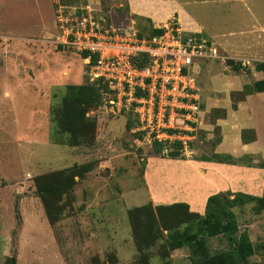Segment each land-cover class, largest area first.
Here are the masks:
<instances>
[{
  "label": "rangeland",
  "instance_id": "1",
  "mask_svg": "<svg viewBox=\"0 0 264 264\" xmlns=\"http://www.w3.org/2000/svg\"><path fill=\"white\" fill-rule=\"evenodd\" d=\"M87 1L64 7V15L67 12H75L76 15L71 16L73 20L63 17L62 24L55 21L57 12H53L54 16L50 13L44 23L39 20L41 15L32 11L29 17L39 21L31 19L30 23H26L25 16L14 11L15 8L2 6L5 15L0 16L6 19L1 25L13 28L10 33L23 36L27 32L26 27L41 33L34 41L22 37L9 40L0 36V264L8 255L16 256V264H91L94 257L98 259V264H110L109 254L115 255L113 264H139V253L130 234L126 207L139 205L150 196L153 204L185 201L192 209L202 211L204 200L216 186L212 180L202 178L201 184L197 181L199 176L195 169L201 162L193 159L196 153L208 156L217 152L230 156L232 160L264 161V114L260 113L262 121L258 119L259 123L256 124L255 113L248 110L249 106L239 109L237 103L234 107L232 93L240 86L231 83L239 81L240 85L248 84L264 78V72L254 68L256 62L262 61L259 57L264 59V0H182L188 2L183 7H188L189 14L202 26V39L208 40L216 55L215 58L197 60L192 67L197 80L194 87L199 91L197 98L199 101L210 99L211 102L198 114L204 131L197 132L199 128H196V132L195 129L190 132V125L180 124L181 131H187L191 137L187 138L182 133L184 142L187 139L192 141L195 133L201 135V139L190 145V148L196 149V153L186 147L188 150L183 148L184 159L161 157L159 154L155 156L150 144L152 138L147 132H144L141 140L134 138L130 132H126L122 119L118 117L98 122L97 138L91 145L72 148L60 142V134L50 118L51 108L58 106L68 84L92 79L87 74L91 67L84 64L86 59H82L70 46L58 45L60 28L64 35L69 33L71 22L77 25L79 15L88 18L82 12V9H88L91 20L98 24L101 32L103 28L106 32L113 30V33H117L118 44L123 45L130 29L127 28L128 24L135 29L136 36L139 28L146 25L144 20H140L143 18L129 14L127 5H120L122 0H103L102 4L95 0ZM57 4L55 2L52 7L53 11L55 7H62H57ZM84 4L92 10L84 8ZM7 8L12 12H7ZM46 8L44 10H48ZM168 12L169 9L163 4L162 14L156 19L164 22L153 23L165 27L168 16L177 22V15H168ZM136 19H139V24ZM177 27L181 32H186L185 26ZM118 29L125 31L118 34ZM113 33L101 35L110 38ZM189 33L195 37L194 33L197 32ZM92 34L101 38L99 32L92 30ZM131 34L134 36L132 29ZM77 35L85 39L84 36L89 33L78 29ZM88 40H92V37ZM228 60L237 64L241 62V66L248 70L242 68L236 71L230 63L225 62ZM233 76L235 78L227 81ZM203 89L208 94L201 93ZM124 92L127 94V91ZM117 106L119 108V104ZM231 108L236 110L228 117L225 113L230 112ZM108 110H112L111 105ZM222 114L227 116L225 120H221ZM175 121L171 123L179 125ZM257 125L259 128H255ZM243 126L253 128L247 136L254 137L250 144L244 145L243 138L238 135V127ZM158 136L167 137V134ZM95 157L102 159L94 172L96 181L78 183L69 215L54 224L48 223L41 206L33 197L32 188L28 186L30 177L42 169L66 167L74 161ZM226 171L228 173H223L221 179L228 180L232 189L260 193L263 169L227 168ZM83 186L91 196H87L89 199L84 209L77 210L82 202ZM199 201H202L201 206L191 205ZM248 205H251L250 202ZM246 211L240 217V227L247 229L254 249L248 264H264V211L260 214ZM207 244L211 253L228 247L223 236L208 238ZM154 251L155 248H152L151 252ZM188 253V248L175 249L170 252L169 258L173 264H190ZM150 263L161 264V260L154 255Z\"/></svg>",
  "mask_w": 264,
  "mask_h": 264
},
{
  "label": "trees",
  "instance_id": "2",
  "mask_svg": "<svg viewBox=\"0 0 264 264\" xmlns=\"http://www.w3.org/2000/svg\"><path fill=\"white\" fill-rule=\"evenodd\" d=\"M101 2L103 3V0ZM135 18H143L140 20L146 22V25L139 28L138 38L150 40L163 34L164 28L156 27L150 18L138 16H135ZM136 20L139 24V19ZM183 36H190V33L185 32ZM194 36L197 38L203 37L201 33H194ZM81 56L84 57V53ZM200 59L202 58H195L189 70H187L195 79V85L197 80L192 67ZM130 61L133 66L143 68L148 64V56L141 53L138 56L131 57ZM225 62L230 63L236 71L242 68L248 70L247 67L241 66V62L238 64L232 60ZM254 68L256 71L264 72V61L256 62ZM196 90L193 89L192 92H197ZM259 92H264V78L244 84L241 91L233 92V106L235 107L237 102L247 95ZM115 93L114 88L109 87L108 80L103 81L101 78L95 79L93 82L87 80L84 83L68 84L58 106L51 108L50 111V118L55 124L57 133L60 134V142L66 143L67 146L72 148L91 145L97 138L98 122L100 120L103 122L111 121L116 117L122 119L127 133L130 132L134 138L139 140L143 139L145 131L132 133L133 129L139 124L134 111L135 102L128 104L124 101L125 104L118 111L115 109L108 110L111 105L110 100L116 98ZM135 95L140 96L143 93L136 91ZM237 95L241 97H236ZM192 101L195 102V100ZM199 108L200 111L203 108L200 102ZM250 131H253V128L242 129L244 142L254 139V137H247ZM167 132H173V130L167 129ZM181 133L185 134L186 132L181 131ZM150 136L152 138L150 140L152 153L155 156L159 154L161 157L186 158L183 155V142L181 140H159L156 138L155 132H151ZM190 145L191 143H189ZM223 155L217 152H213L212 155L208 156L195 154L193 159L261 168L264 171L263 160L245 162L242 159L241 161L232 160L230 156ZM101 160V158L96 157L88 160H78L66 167L50 170L48 168L46 170L42 169L30 177L28 186L32 188L33 197L41 206L48 223L54 224L65 215L66 217L69 215V208L75 199L74 193L78 183L88 180L95 182L94 172L99 168ZM115 172L117 173V170ZM262 177L263 183L259 194L239 189L232 191L229 185V188L207 196L202 211L192 209L185 201L153 204L149 195L148 200L139 205L123 206L126 207V218L130 234L139 253L138 263L151 264L150 259L157 255L161 260V264H173V261L169 258L170 252L175 249L188 248L187 257L190 264H248V258L253 254L254 249L247 229L240 227L242 223L240 217L245 215V210L253 214H260L264 211V172ZM81 194L82 202L77 210L84 209L89 199L87 196H91L84 186L81 189ZM113 196L116 195L113 194ZM248 202H250V206ZM214 236H223L227 241V249L211 253L207 239ZM152 248H155L154 252H151ZM16 260L15 255H8L2 264H16ZM108 260L110 264H113L116 261L115 255L109 254ZM91 264H98V259L94 257Z\"/></svg>",
  "mask_w": 264,
  "mask_h": 264
},
{
  "label": "built area",
  "instance_id": "3",
  "mask_svg": "<svg viewBox=\"0 0 264 264\" xmlns=\"http://www.w3.org/2000/svg\"><path fill=\"white\" fill-rule=\"evenodd\" d=\"M83 10L88 18L79 15L77 25L71 22L69 33H65L71 36L64 42L73 49L86 53V61L90 62L88 68L91 67L90 72L87 70V74L92 78L89 82L98 78L103 81L108 80L109 87L114 88L116 92V101L113 100L114 102L111 103L112 109L118 111L125 104L124 101L128 104L136 103L134 111L139 124L133 131H146L148 136L151 132H155L159 140L179 139L185 145L189 139L183 141L180 124L190 125L191 130L187 129L188 127L184 129L191 132L194 130L192 123L197 121L200 111L199 98L196 96L198 92H192L193 89L196 90L194 78L187 70L195 58L216 56L207 40L193 36L184 37L174 24V18L171 17L163 27V34L150 40L138 38L132 25H128L127 28L130 29L121 45L118 44L117 33H113V30L106 32L105 28L101 32L97 27L98 24L91 20L88 9V12ZM56 12L59 24L64 23L63 17L73 20L71 16L76 15L75 12H67V15H64L66 13L64 6ZM78 29L81 32H88L89 35H85V39H82L77 35ZM131 29L134 31V36L131 34ZM92 30L94 33L99 32L101 38H96ZM118 31V34H121L125 30L118 29ZM103 33H113V36L104 38L101 35ZM91 37L92 40H88ZM141 53L147 54L148 64L143 68H137L130 60L131 57ZM136 91H140L143 95L136 96ZM172 120H176L179 125H173ZM167 129H172L173 132H167ZM163 133L167 134V137L158 136ZM185 136L190 138L187 134Z\"/></svg>",
  "mask_w": 264,
  "mask_h": 264
},
{
  "label": "crops",
  "instance_id": "4",
  "mask_svg": "<svg viewBox=\"0 0 264 264\" xmlns=\"http://www.w3.org/2000/svg\"><path fill=\"white\" fill-rule=\"evenodd\" d=\"M80 1L82 2V0H57V1L56 0L55 1L54 0H0V15H5V12L2 11V6H7V7L10 6V7L15 8V9H13V8L12 9L14 11H16L18 14L20 13V15L25 16L24 21H26V23H30L32 20H34V18L29 17L30 14L32 13V11L36 12V14H40L41 16H40L39 20L45 23V20L47 18H49L48 16H50V13L53 16L55 14V13H53V12H55V11H53L54 9L52 10V7L54 8L55 2H56V4L58 3L57 7H59V6L67 7V6L76 5V3H80ZM89 1L92 2V0H89ZM95 1L96 2L98 1L101 3V0H95ZM122 1H123V3H120V5L121 6L122 5L124 6V4L127 5L129 10L128 9H126V10L129 11L130 15L135 14L139 17H147V18H150L152 22H158V23L164 22V21L161 22V21L156 19L157 17H159L162 14V6L164 4L165 8L169 9L168 15L176 14L177 15V17H176L177 22L176 23L182 28H183V26H185L186 32H188V33L191 31L197 32V33L201 32L202 26L195 20V18H193L191 16V14H189V12L186 9L188 7H186V8L183 7V5L188 4L187 1H185V2L182 0H122ZM203 1L207 2L208 0H203ZM216 1H219V0H216ZM230 1H235V0H222L219 2H230ZM194 2H195V0H194ZM211 2H215V1L211 0ZM87 3H88V1H87ZM81 4H83V3H81ZM87 6L88 5H85L86 8H90L92 10L91 7H87ZM46 7H48V10L50 9V12H48V10H44V8H46ZM6 11L12 12V10L9 8H7ZM20 15H17V16H20ZM169 18H171V17H169ZM5 19H6V17L0 16V36L2 35L3 37H5L7 39H15V38L22 37L23 39L31 40V41L37 40L38 37L40 36L41 31L30 30L31 27L25 28V30L27 32L23 36H21L20 34H12V33H10V31H13V28H11L7 25H1V22ZM168 19H166V21H168ZM39 20H36V21L34 20V21L38 22ZM6 21H8V20H6ZM55 21L57 22L56 14H55ZM29 31H33V32L29 33ZM205 37H206V35H205ZM254 57H255V59H257V56H254ZM262 57H264V56H262ZM259 60L264 61V59L260 58V57H259ZM193 70H194V68H193ZM233 78H235V77L234 76L229 77V78H227V81L229 79H233ZM233 82H234V84L237 83V87L240 86L239 87L240 89L237 91H241L244 84L240 85L239 81L238 82L232 81L231 83L233 84ZM197 92H199V91H197ZM219 92H220V90H219ZM225 92L227 93V90ZM201 93H207V91L205 89H203L201 91ZM216 93L219 94L218 92H216ZM219 95H221V94H219ZM213 97H215V96H213ZM203 101H205V103H203ZM209 101H210V99L199 101L202 103V105H204L202 109L205 108V105H208L209 103H211ZM237 103H238L237 107L239 109H242L244 107L249 106L248 110H251L255 113L256 124L259 123L258 119L260 120V122L262 121L259 118V116H260V113L264 114V92L249 94L245 98H243L242 100L238 101ZM233 110L235 111L236 109L231 108L230 112H226L225 114H227L228 117L229 116L231 117ZM225 114L221 115V117H220V118H222L221 120H225V118L227 117ZM197 119L198 120H197L196 126L199 129L201 128L200 130L204 131L200 116L199 117L197 116ZM260 126H261V124H260ZM244 127L245 126H243V128L242 127L241 128L244 129ZM241 128L238 127V131H240V133L238 135H240V138L242 137V129ZM255 128H259V126L257 125V127L255 126ZM229 131H230V129L228 130V133H230ZM256 132H258V131L256 130ZM228 133H226V134H228ZM199 138L201 139V135L200 136L198 135V139ZM250 143H252V141L244 142V145L250 144ZM193 151L195 153L197 152L196 149H194ZM197 161L201 162V164L198 168L195 169L197 172L196 174L199 176V178H196V179L199 183L202 182L203 179L205 181L212 180L211 181L212 184H214L216 186L213 189L212 194L217 192V191H221V190H225L226 188H229L228 187L229 181L226 179L225 180L221 179L223 173H226V174L228 173L226 171L227 168H240L243 170H249V169L250 170H262L261 168H253V167H247V166H244V167H246V168H244V167H239L240 165L225 164V163H219V162H214V161H205V160H201V161L197 160ZM230 189L232 191L235 190L232 188H230ZM191 205H194V206L195 205H202V201H199L197 204L192 202Z\"/></svg>",
  "mask_w": 264,
  "mask_h": 264
},
{
  "label": "clouds",
  "instance_id": "5",
  "mask_svg": "<svg viewBox=\"0 0 264 264\" xmlns=\"http://www.w3.org/2000/svg\"><path fill=\"white\" fill-rule=\"evenodd\" d=\"M84 7V6H83ZM174 24L177 26L178 24L176 23V22H174ZM128 25H130V24H128ZM156 26V25H155ZM157 27V26H156ZM60 30H61V32H60V34H59V36L62 38H57V43L58 44H63V45H67L68 47L70 46L69 44H67V43H65L64 41L66 40V41H68V39L70 38V36L71 35H64V33H63V31H62V29L60 28ZM182 33V35H183V32H181ZM63 35V36H62ZM201 38H203V37H201ZM71 47V46H70ZM72 48V47H71ZM73 49V48H72ZM74 51H76L77 53H79L80 55H82L84 52L83 51H78V50H76V49H73ZM216 57V56H215ZM215 57H205V58H215ZM81 58L82 59H86V53H84V57H82L81 56ZM201 58H203V57H201ZM85 66H87V67H89V65H90V62H87L86 60H85ZM198 120V119H197ZM196 123H197V121L196 122H194V124H192V126L194 127V129H195V132H196V128H198L197 126H196ZM200 129H197V132L199 131ZM193 131V130H192ZM191 131V132H192ZM186 133L185 134H187L188 132L187 131H185ZM191 138V137H190ZM193 140L192 141H189V140H191V139H189L187 142H186V144L184 145H182L183 146V148H186V147H188L189 148V150L191 151H193V149L192 148H190V146H189V143H192L193 141H197V139H198V134H196L195 133V136H193ZM188 148H186L187 150H188Z\"/></svg>",
  "mask_w": 264,
  "mask_h": 264
},
{
  "label": "bare ground",
  "instance_id": "6",
  "mask_svg": "<svg viewBox=\"0 0 264 264\" xmlns=\"http://www.w3.org/2000/svg\"><path fill=\"white\" fill-rule=\"evenodd\" d=\"M169 18V17H168Z\"/></svg>",
  "mask_w": 264,
  "mask_h": 264
}]
</instances>
